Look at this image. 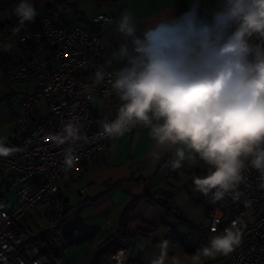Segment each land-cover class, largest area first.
I'll return each instance as SVG.
<instances>
[{
	"label": "clouds",
	"instance_id": "1",
	"mask_svg": "<svg viewBox=\"0 0 264 264\" xmlns=\"http://www.w3.org/2000/svg\"><path fill=\"white\" fill-rule=\"evenodd\" d=\"M10 14L19 18L13 29L18 34L25 22H34L37 11L32 0H19ZM117 31L124 39L106 62L117 67L111 74L99 68L93 86L111 75V89L122 103L117 118L101 124L99 135L123 137L142 124L150 128L156 149L175 148L173 168L182 167L185 159L177 145L187 146L191 158L211 167L208 174L193 178L195 191L211 194L213 202L227 195L238 200L237 189L249 166L264 176V0H216L211 9L203 0H190L179 15L160 19L139 35L126 12ZM84 91L92 99V87ZM50 139L67 144V174L78 159L74 146L86 137L69 121ZM6 141L0 137V157L16 151ZM150 155L160 159L158 151ZM242 224L240 218L233 220L191 256L190 264H201V256L235 251L242 241ZM168 245L167 240L160 242L159 255L150 264H184L180 257L168 256ZM116 259L124 264L123 250Z\"/></svg>",
	"mask_w": 264,
	"mask_h": 264
},
{
	"label": "crops",
	"instance_id": "2",
	"mask_svg": "<svg viewBox=\"0 0 264 264\" xmlns=\"http://www.w3.org/2000/svg\"><path fill=\"white\" fill-rule=\"evenodd\" d=\"M190 0H69L63 9L53 13L56 24L69 25L80 21L91 25L98 14H108L111 19L94 25L104 44L100 56L111 71L117 67L106 62L111 58L124 37L117 31L120 17L131 13L137 25V34L147 27L154 26L160 19L179 15ZM204 7L214 8L216 0H203ZM34 22H25L21 28L35 24L47 14L45 6L36 7ZM94 28V27H93ZM0 29V137H7L11 146L15 133V116L18 104L25 93L24 83H10L5 78L7 67L26 58L25 45L5 37ZM11 45L5 50L6 45ZM120 100L94 98L90 108L97 123L110 122L117 118ZM37 109L41 115L43 104ZM150 128L137 127L123 137L110 138L107 148L88 164L83 165L81 176L60 177L59 191L65 204V212L60 224L64 238L75 232L67 240L65 254L55 257L46 247L41 232L47 222V211L39 206L24 218L20 226L41 248L40 257L54 264H107L103 254L117 233L131 237L130 256L143 264H150L159 255V245L169 242L168 256L180 257L184 264L199 247L200 232L208 228L207 206L209 199L195 191L193 178L204 176L211 167L198 158L189 156L185 145L176 148L185 151L182 167L173 168L177 159L175 148L156 149ZM160 152V159L150 155ZM192 155H195L194 153ZM7 176L0 173V210L9 211L15 204V191L21 183L9 187ZM88 188L80 192V189ZM156 196L163 199L155 200ZM157 201H170L173 211H167ZM128 205L132 208L122 223V213ZM73 207L75 217L69 218L68 211ZM220 233H207L202 244L208 245L212 237ZM71 241H75L71 244ZM70 243V244H69ZM201 247V246H200ZM201 264H229L228 256H201Z\"/></svg>",
	"mask_w": 264,
	"mask_h": 264
},
{
	"label": "built area",
	"instance_id": "3",
	"mask_svg": "<svg viewBox=\"0 0 264 264\" xmlns=\"http://www.w3.org/2000/svg\"><path fill=\"white\" fill-rule=\"evenodd\" d=\"M48 4L51 15L46 14L35 24L20 28L18 34H14V26L3 30L5 37L11 36L15 43L25 45L26 58L9 65L5 71L10 83L25 84V93L18 104L16 129L10 146L16 151L8 157H0V173L7 176V185L21 183L15 191L12 209L0 210V264H54L40 257L41 248L20 226L21 221L39 206L47 211V222L41 232L44 244L55 257L65 254L68 243L60 228L65 204L58 180L81 176L83 165L107 148L110 138L99 135L102 128L90 108L91 101L94 98L119 100L111 89V75L93 86L99 68L109 74L113 72L101 59L104 44L95 27L110 20L111 16H94L92 26L80 21L61 25L53 22L52 15L63 9L62 0H48ZM86 87H92V99L87 98ZM39 104L46 108V115H41L37 109ZM69 121L78 124L86 140L74 146L78 159L74 168L65 174L63 150L67 144L56 145L50 137L60 133ZM142 126L138 124L132 130ZM244 176V182L237 189L238 200L227 195L224 200L213 202L211 194L207 196L209 224L200 232L196 252L207 233L222 235L233 220L240 218L242 241L228 255L229 264H264V188H261L264 176L250 166ZM87 188H81L80 192ZM131 242L129 235L117 233L104 251L105 262L120 264L116 257L123 250L124 264H143L131 258Z\"/></svg>",
	"mask_w": 264,
	"mask_h": 264
},
{
	"label": "trees",
	"instance_id": "4",
	"mask_svg": "<svg viewBox=\"0 0 264 264\" xmlns=\"http://www.w3.org/2000/svg\"><path fill=\"white\" fill-rule=\"evenodd\" d=\"M69 0H62V3H66ZM19 0H0V29H4L7 26L11 27H17L19 24V18L15 15H11V10L17 4ZM34 3L35 7L39 6H45L47 8V14H52L50 12V6L48 4V0H32ZM21 28V27H20ZM157 203L161 204L167 211L172 212L173 211V205L170 201H157ZM132 208V205H128L125 210L122 213V223H124V220L128 216L130 210ZM75 234H69L65 238L69 240L72 238V236ZM75 241H71V244L74 243ZM70 244V243H69Z\"/></svg>",
	"mask_w": 264,
	"mask_h": 264
},
{
	"label": "rangeland",
	"instance_id": "5",
	"mask_svg": "<svg viewBox=\"0 0 264 264\" xmlns=\"http://www.w3.org/2000/svg\"><path fill=\"white\" fill-rule=\"evenodd\" d=\"M42 113H43V114H46V109H43V110H42ZM68 217H69V218H74V217H75V213H74V209H73V207H71V208L69 209V211H68Z\"/></svg>",
	"mask_w": 264,
	"mask_h": 264
},
{
	"label": "water",
	"instance_id": "6",
	"mask_svg": "<svg viewBox=\"0 0 264 264\" xmlns=\"http://www.w3.org/2000/svg\"><path fill=\"white\" fill-rule=\"evenodd\" d=\"M161 199H163L162 196H156V197H155V200H161Z\"/></svg>",
	"mask_w": 264,
	"mask_h": 264
}]
</instances>
